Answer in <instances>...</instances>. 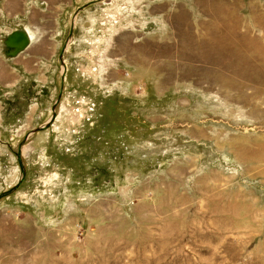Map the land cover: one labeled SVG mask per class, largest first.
<instances>
[{
	"label": "rangeland",
	"instance_id": "1",
	"mask_svg": "<svg viewBox=\"0 0 264 264\" xmlns=\"http://www.w3.org/2000/svg\"><path fill=\"white\" fill-rule=\"evenodd\" d=\"M121 1L0 0V264H264V0Z\"/></svg>",
	"mask_w": 264,
	"mask_h": 264
},
{
	"label": "bare ground",
	"instance_id": "2",
	"mask_svg": "<svg viewBox=\"0 0 264 264\" xmlns=\"http://www.w3.org/2000/svg\"><path fill=\"white\" fill-rule=\"evenodd\" d=\"M130 4H131L130 0H126L124 2L121 1L119 3L115 2L112 8L106 10L105 17L100 21V23L103 26V29L106 31V29L108 28V26L106 25V21H111L112 25L114 26L116 25L115 22L123 19L126 13L132 11V9H130L129 7ZM119 7L122 8V11H119ZM105 37L106 35L102 34L96 40H93L89 49H87V51L82 54V57L87 56L88 58L92 59L94 62L96 63L99 62L100 59H98V56L102 51L101 47ZM29 43H30V35L27 30H23V29L12 31L11 33L8 34L5 40V45L7 47L8 46L14 47L13 55L16 53L15 57H17L19 53L21 52L23 53L24 51H26L27 47L29 46ZM82 65H88V64H82ZM88 70H90V68H88Z\"/></svg>",
	"mask_w": 264,
	"mask_h": 264
},
{
	"label": "crops",
	"instance_id": "3",
	"mask_svg": "<svg viewBox=\"0 0 264 264\" xmlns=\"http://www.w3.org/2000/svg\"><path fill=\"white\" fill-rule=\"evenodd\" d=\"M15 29H26L27 31H29V35H30V43H29V46L27 47V50L25 52H21L17 55V57H15V55H13L12 57L11 56H8L9 58L11 59H19L20 57H22L23 55H25L26 53H28L29 51H31V49L37 45L38 43V40H39V37H40V34L42 32V29L41 27H34L32 25H30L29 22H25L23 23L22 27L20 28H15ZM14 29V30H15ZM13 31V30H12ZM10 33V32H9ZM32 59H29L27 62H31Z\"/></svg>",
	"mask_w": 264,
	"mask_h": 264
},
{
	"label": "water",
	"instance_id": "4",
	"mask_svg": "<svg viewBox=\"0 0 264 264\" xmlns=\"http://www.w3.org/2000/svg\"><path fill=\"white\" fill-rule=\"evenodd\" d=\"M9 48H8V50H7V55H10V56H12L13 55V49H14V47L13 46H8ZM16 54V53H15ZM14 54V55H15Z\"/></svg>",
	"mask_w": 264,
	"mask_h": 264
}]
</instances>
